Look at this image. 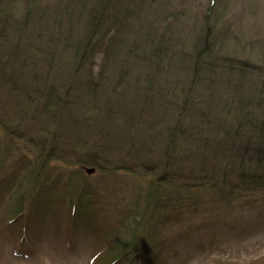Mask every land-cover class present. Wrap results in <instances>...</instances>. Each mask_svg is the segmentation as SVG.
Here are the masks:
<instances>
[{"label":"rangeland","instance_id":"1","mask_svg":"<svg viewBox=\"0 0 264 264\" xmlns=\"http://www.w3.org/2000/svg\"><path fill=\"white\" fill-rule=\"evenodd\" d=\"M0 14V264H264V186L236 176L244 135L232 153L214 130L166 153L146 124L215 129L226 99L264 97V0H0ZM80 80L100 105L77 117Z\"/></svg>","mask_w":264,"mask_h":264},{"label":"trees","instance_id":"2","mask_svg":"<svg viewBox=\"0 0 264 264\" xmlns=\"http://www.w3.org/2000/svg\"><path fill=\"white\" fill-rule=\"evenodd\" d=\"M3 21L4 23H7L8 18L6 17H2V15L0 14V21ZM3 43H5V45L7 47L12 46L13 44L11 42H9L8 40H4ZM101 43V42H100ZM10 45V46H9ZM157 48H155L154 51H152L151 49H149V51H151V55L152 53H156L158 51V48H160L161 44H156ZM95 46V45H94ZM138 48V46H137ZM148 50V48H145L142 50L141 56L144 57L146 55V51ZM161 50V48H160ZM199 53V52H198ZM153 56V55H152ZM197 62H201L200 60V56L197 55ZM142 60V59H141ZM138 63V64H137ZM137 64V65H136ZM199 64V63H198ZM143 65L142 62L140 60H136L135 65L133 64V66H135V68L138 66V68H140L139 66ZM125 67L127 70H129L131 67L130 66H124L123 67V74L125 75L124 78H130V71L125 72ZM133 69V68H132ZM131 69V71H132ZM204 68H200L196 61L194 63V67L192 68V80L195 82V80H198L201 78L202 75V71ZM141 71L145 72L144 69H140ZM204 71H206V69H204ZM147 75V74H146ZM123 78V79H124ZM145 78V75H144ZM121 82V79L120 81ZM95 82H84L81 81L77 82L74 86H71V88H78L79 90V95L77 94V98H75L74 100H66V107H68L70 105L71 109H77V117H80L81 115H83L88 109H85L86 107L90 106L91 108V104H98V99L96 98V102L95 100H79L80 97H84L85 95L83 93H85V88L92 85ZM71 85V84H70ZM126 86V85H124ZM118 89H115L117 91L120 90V87H117ZM124 89L123 88L120 93L119 96L118 93H116V97H113L111 99H106L105 103L107 104L105 106V108H107V111L105 112V116L100 115L101 119L98 122H102L105 120L110 119L111 117L108 116H114L116 113H112L113 112V104L116 103L119 99L121 100L122 96H124ZM129 87L127 86L126 92H128ZM192 89V88H191ZM113 90V91H115ZM73 91V90H71ZM135 90H132V92H134ZM244 92V91H243ZM72 95H74L75 93H71ZM82 94V95H80ZM117 99L115 101H112L113 99ZM244 98V99H242ZM205 102H207V100H193V101H189L187 107L190 108L191 110L196 108L201 107L202 104H204ZM230 103V104H229ZM100 105V104H98ZM235 105H237V107H235ZM226 107L225 110H223L222 112H224L225 117L219 115L218 113H216L215 119H219L220 117H224L225 119V123H221L219 122L218 125H216L217 127L211 128L209 130L203 131L202 128V124L201 122L197 121V123H193L191 122L192 119H187V121H185V119H183V121H179V119L182 118H178L176 120V124L173 125L172 127H170L167 131H166V127L167 124L160 122V120L158 119H152L150 121H146V124L148 127L153 128L154 130V136H156L157 138L160 136L159 134V130H163V132H165L166 135V139L168 140V143L165 144V152L168 153L169 149H171L172 147H175V145H177V142L183 138H186L189 141H194L195 139H200V136L202 134V132H207V133H211L212 130H214L215 133L218 132H222V136L225 137V146L222 147L221 150H223L224 152H226V146H228V141L230 142V147L228 148L230 150V152L232 153V151L235 150L236 147H238L236 145V141L239 142L241 141V147H242V151L238 152V160L236 161L237 163V170H236V176L238 178L239 181H241V187L243 185V187H247V186H254V187H261L264 186V97H256L254 95H250L248 97H244V95H242L240 98H237L234 101H228L226 99L225 101V105ZM104 107H102V105L100 106V108L98 109V113L99 111H101ZM247 109V110H246ZM93 110V109H91ZM208 112V109H206V113ZM204 114V111H203ZM182 115V114H181ZM212 113H209L207 115H204L205 117H212L211 116ZM76 117V118H77ZM194 117H197L196 115H194ZM79 125L85 124V122L81 123V121L79 120V118H77V120H75ZM185 121V122H184ZM188 122V124H184ZM101 123V124H102ZM124 124V123H123ZM207 124V122H206ZM185 125V126H184ZM207 126H209L207 124ZM89 127V126H88ZM100 128V126L98 127V129ZM232 130V133H230ZM146 131H148L146 129ZM103 132L105 131V128H103ZM126 138H132L134 137L130 132L125 133ZM231 134V135H230ZM244 135V137L242 139H240L238 141V139H235V136L239 137ZM107 136V135H106ZM231 136V137H229ZM135 138V137H134ZM241 138V137H239ZM135 141H132V144ZM252 142L255 143V145H252ZM252 145V146H251ZM90 156V155H89ZM94 157L91 156V158ZM228 161H229V156L228 154L226 155V159H225V164H222V170L223 173L225 172L226 168L228 167ZM214 163H216L214 161ZM213 163V164H214ZM153 167V166H151ZM153 170V169H152ZM223 174V182L226 181L224 180V178H226V175ZM241 189V188H240Z\"/></svg>","mask_w":264,"mask_h":264}]
</instances>
